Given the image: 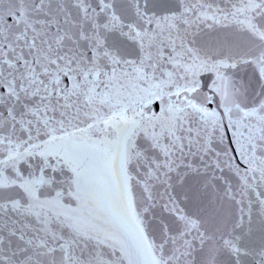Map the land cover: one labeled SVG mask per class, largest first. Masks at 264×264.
<instances>
[{
	"label": "snow or ice",
	"instance_id": "snow-or-ice-1",
	"mask_svg": "<svg viewBox=\"0 0 264 264\" xmlns=\"http://www.w3.org/2000/svg\"><path fill=\"white\" fill-rule=\"evenodd\" d=\"M0 264H264V0H0Z\"/></svg>",
	"mask_w": 264,
	"mask_h": 264
}]
</instances>
